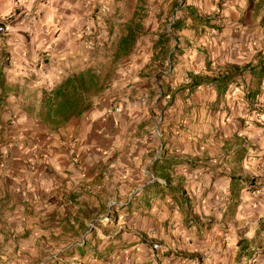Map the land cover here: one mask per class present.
<instances>
[{"label":"crops","instance_id":"obj_1","mask_svg":"<svg viewBox=\"0 0 264 264\" xmlns=\"http://www.w3.org/2000/svg\"><path fill=\"white\" fill-rule=\"evenodd\" d=\"M171 1L145 10L114 86L82 116L50 131L23 96L1 102L0 264H227L251 230L264 253V73L224 92L186 87L191 75L255 64L264 29L246 23L247 0H231L220 26L175 6L179 26L157 35L152 16ZM136 12L137 0H20V85L89 67L81 31L93 24L101 48L116 45Z\"/></svg>","mask_w":264,"mask_h":264},{"label":"trees","instance_id":"obj_2","mask_svg":"<svg viewBox=\"0 0 264 264\" xmlns=\"http://www.w3.org/2000/svg\"><path fill=\"white\" fill-rule=\"evenodd\" d=\"M180 1L184 3L185 0ZM187 9L193 20L211 26L209 18L199 16L194 7L189 6ZM246 14L248 19H252L259 27L264 29V0H247ZM178 26L179 22L177 20L170 23V29ZM139 28L140 24L135 19H131L124 24V33L116 43L114 58L126 55L130 51L135 40L136 31ZM163 35L168 38L171 34L165 32ZM246 71H249L254 79L260 80L261 75L264 73V57L260 56L255 64L246 63L241 67L225 65L221 68L212 69L210 75H191L186 87L195 88L201 84L215 83L217 89L224 92L236 78H239V76L242 78ZM1 72L0 70V104L4 101L5 96L9 94L23 96L26 114L36 119L50 131H56L70 120L82 116L93 106L99 93L104 88L99 74L90 67L63 77L51 87L41 86L33 90H29L25 83H21V85L17 81L10 84L6 83ZM37 91L39 92L38 98L36 96ZM254 91L256 92L249 95L255 97L259 93L258 90ZM257 242L258 239L247 241L242 238L238 240L237 244L240 246L241 257L248 259L251 256V250L256 248Z\"/></svg>","mask_w":264,"mask_h":264},{"label":"rangeland","instance_id":"obj_3","mask_svg":"<svg viewBox=\"0 0 264 264\" xmlns=\"http://www.w3.org/2000/svg\"><path fill=\"white\" fill-rule=\"evenodd\" d=\"M159 1L160 0H137V8L139 12H136L134 19L137 22L140 21L142 23L147 21L148 16L145 13V10H148L150 6H156ZM165 1L167 2L168 0ZM230 2L231 0H185L184 3H182L180 0H172L171 2H169V4H166V6L168 7L166 9V14L160 17V15L158 16L156 13H154L151 23L153 29L156 30L155 33H157V35H160V32L165 29H168L167 31L169 32L171 30L170 22H172L173 20H177V18H180V16L183 14V11L181 10V15L179 14L178 17H174L175 15H173V13L176 11L174 7L177 6L185 8V11L188 10L187 8L189 6H191L194 7L195 10H199L196 11L198 12L199 16L207 17L211 19V21L215 20L216 25L220 26V24H222L220 11L224 8H227ZM108 10V6L100 8L99 14L103 12L106 13L108 12ZM96 12L97 8L94 7L90 15H95ZM175 14L177 15V13ZM94 15L92 16L93 19L97 18ZM0 16H2L0 17V21H4V23L6 24V30L3 33H0V70H2L1 73L6 83L10 84L16 81L20 83V74L18 73V70L20 69V0H0ZM97 20L100 21L98 18ZM253 22L254 21L252 19H249L246 23L252 24ZM212 23L215 24L214 22ZM93 26L94 25L92 24L91 26L84 28V30L81 31L83 34L81 35V37L85 39L83 41L85 46L87 47V56L89 57L88 61L90 63L89 67L92 68L97 74H99L104 84L103 90L98 95L99 97L100 95L104 94V92L110 91V89L114 86L113 84L116 80V73L120 68H123L124 62L121 61V59L118 60L114 58V51L116 47L115 43H112L109 46L108 44H102V48L100 47L99 32L94 31ZM204 32L205 34H208L207 36L209 37H212L214 34V36H219L217 28L212 29L208 27V29H205ZM89 33H91V35H89ZM93 40L94 44L91 46L89 42ZM34 80L35 78H27V82L25 84L29 90L41 87L34 84ZM42 86L51 87L52 85ZM251 231H249L247 234L245 233V237L248 238V240L254 239V231ZM261 243L262 242H260L259 244ZM256 244L258 245V243ZM239 247L240 246L237 243H234L233 249L228 248L230 250V255L227 254V264H239V262H242V264H264V253H261L262 250L257 251V253H255L253 250L251 256L248 259H245L240 258V255L238 254ZM21 264L40 263L26 262Z\"/></svg>","mask_w":264,"mask_h":264},{"label":"built area","instance_id":"obj_4","mask_svg":"<svg viewBox=\"0 0 264 264\" xmlns=\"http://www.w3.org/2000/svg\"><path fill=\"white\" fill-rule=\"evenodd\" d=\"M5 30H6V26H4L3 24H0V33H3ZM89 35H91V33H89ZM89 44L92 46L94 44V40L89 42ZM24 164L27 165L28 169L32 168V166H33V162H32L31 159H27L24 162ZM0 165L2 167L6 168L7 172H10L9 168H7L8 167V162H7V158L6 157H1L0 158ZM151 180H153V178ZM113 204H114V202L111 203V205H113ZM105 219H107V218H105ZM95 224H96V222H89L88 229H87L88 232L95 227ZM152 248H153V250H156V251H162L163 250V246L160 243H153L152 244ZM40 264H44V263L42 262Z\"/></svg>","mask_w":264,"mask_h":264}]
</instances>
